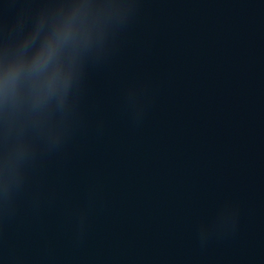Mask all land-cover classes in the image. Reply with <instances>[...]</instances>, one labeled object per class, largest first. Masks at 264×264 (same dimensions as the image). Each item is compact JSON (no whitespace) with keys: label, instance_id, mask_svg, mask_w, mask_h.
Instances as JSON below:
<instances>
[{"label":"water","instance_id":"obj_1","mask_svg":"<svg viewBox=\"0 0 264 264\" xmlns=\"http://www.w3.org/2000/svg\"><path fill=\"white\" fill-rule=\"evenodd\" d=\"M16 65L0 264H264V0H0Z\"/></svg>","mask_w":264,"mask_h":264},{"label":"clouds","instance_id":"obj_2","mask_svg":"<svg viewBox=\"0 0 264 264\" xmlns=\"http://www.w3.org/2000/svg\"><path fill=\"white\" fill-rule=\"evenodd\" d=\"M51 51V47H48L47 50H42L37 55L33 64L27 69V72L31 73L41 70L47 64L51 56ZM22 71V67L20 65H16L12 69L8 70L3 79L0 80V102H2L6 108L8 105H14L16 103L15 86ZM53 90V84L49 83L46 88L36 93L35 102L38 104L46 102Z\"/></svg>","mask_w":264,"mask_h":264}]
</instances>
